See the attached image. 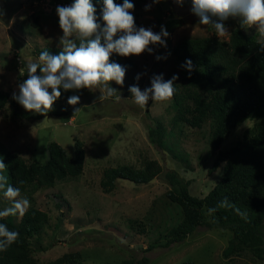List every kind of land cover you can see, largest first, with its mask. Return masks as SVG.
Masks as SVG:
<instances>
[{
	"label": "rangeland",
	"instance_id": "374dc122",
	"mask_svg": "<svg viewBox=\"0 0 264 264\" xmlns=\"http://www.w3.org/2000/svg\"><path fill=\"white\" fill-rule=\"evenodd\" d=\"M74 0H0L4 15L0 17V90L12 96L17 85L27 79V72L20 75L26 63L36 61L41 49L59 47L63 35L59 27L57 6H68ZM151 4L149 10L145 6ZM191 0L181 5L175 0L152 3L147 0L134 12L139 27L160 32L164 26L170 33L167 48L149 45L153 53L122 57L110 56L127 67L123 87L115 81L110 86L120 95L99 100L102 88L89 89L80 102L53 105L54 110L46 116L25 110V117L13 114L10 104L0 110V157L19 155L27 163L46 162L49 146L61 145L70 157L75 155V140H81L86 150V163L79 178L57 182L54 187H44L32 194L35 201L30 206L49 214V223L30 238L33 256L41 263L58 259L66 253L80 252L85 264H118L123 260L143 257L150 264H264L251 253L225 258L232 233L225 229L200 227L181 244L170 248L160 246L166 240V230L178 221L180 210L168 196L171 186L165 174L177 172L191 182V193L204 198L223 177L222 165L210 173L217 154L209 158V127L201 130L184 127L181 136H170L168 148L154 145L149 138V128L155 120L161 121L169 130L176 112L173 98L167 101H149L145 107L135 104L129 86L138 84L143 90L150 87V79L163 74L168 80L174 74L184 82L186 69L175 60L174 48L185 39L218 37L210 26L199 24V18L191 12ZM230 34L221 37L229 40L235 29H242L255 36L261 43L264 38L256 29L245 31L238 19L225 21ZM170 53V55H168ZM157 55L167 59L157 61ZM39 74V69L37 70ZM141 74L139 81L135 79ZM74 108L82 109L74 115ZM255 121L248 120L238 127L222 143L221 150L233 147L243 138ZM149 160H155L163 168L161 176L148 184H135L119 179L111 193L103 191L101 181L104 171L122 165L143 168ZM6 175V172H5ZM215 182V183H214ZM29 199V195L21 194ZM10 201L0 190V207H10ZM19 223V215L8 216ZM153 247V248H152ZM150 248H152L150 250Z\"/></svg>",
	"mask_w": 264,
	"mask_h": 264
},
{
	"label": "trees",
	"instance_id": "16d2710c",
	"mask_svg": "<svg viewBox=\"0 0 264 264\" xmlns=\"http://www.w3.org/2000/svg\"><path fill=\"white\" fill-rule=\"evenodd\" d=\"M146 1L130 0L135 6L134 11L130 10L132 14ZM115 2L122 4L123 0ZM92 3L99 18L103 2L92 0ZM134 18L139 27L138 17L134 15ZM97 22L103 26L102 19ZM260 44L255 36L238 28L227 41L214 36L185 39L174 48L175 60L184 63L186 59H191L195 70L190 77L185 72L184 82L175 84L176 91L172 98L176 112L171 120V128L167 130L161 121L155 120L149 128L150 141L167 150L169 137L183 135L184 127L201 130L208 126V156L212 158L217 154L209 172H215L222 165L224 167L222 179L204 198L194 196L190 191L191 182L177 172L165 174L171 186L168 196L180 212L179 221L166 230V240L160 243L164 248L184 243L200 227L225 229L232 233V239L223 252L225 258L249 252L264 262V52L260 51ZM43 50L57 55L62 48L49 46L40 52ZM88 92L87 88L61 89V97L54 104L66 102L72 95L84 97ZM7 104L12 106L16 116H26L20 111L19 103L0 90V110ZM248 120L255 123L245 131L243 138L230 149L221 150L222 143ZM1 157L8 166L6 175L9 183L19 187L21 194L29 195V201L34 202L32 194L41 188L79 178L85 169L86 150L81 140H75L74 157H70L57 143L49 146V158L44 163H27L19 155L6 154ZM162 173V166L155 160L147 161L143 168L128 165L110 167L104 171L101 186L104 192L111 193L119 179L141 185L150 183ZM225 197L235 208L218 209L208 215L207 209L215 207ZM49 220V214L34 205L30 206L19 223L10 217H0V223L19 233L17 242L7 251L0 252V264H85L80 252L66 253L47 263L35 259L30 238L41 232ZM150 263L149 257H143L140 260L126 259L118 264Z\"/></svg>",
	"mask_w": 264,
	"mask_h": 264
},
{
	"label": "clouds",
	"instance_id": "9594fccd",
	"mask_svg": "<svg viewBox=\"0 0 264 264\" xmlns=\"http://www.w3.org/2000/svg\"><path fill=\"white\" fill-rule=\"evenodd\" d=\"M102 2L99 18L95 14L96 8L92 0H74V3L68 6H57L58 23L63 32L59 37L62 50L57 55L43 50L36 61L27 62L26 67L20 69L21 76L27 72V79L17 85L18 91L12 93V99L25 110L46 116L49 111L54 110L53 105L61 97V89L68 91L102 88L99 96L101 102L116 96L119 92L111 87L109 82L115 81L123 87L127 67L114 61L110 62L113 53L130 57L139 56L144 52L152 54L153 48L149 45L167 48L166 38L170 33L164 26H161L158 33L150 27H137L130 11H134L135 6L130 0H123L122 4L116 3L115 0ZM160 2L161 0H152L154 4ZM175 2L182 5L185 0ZM191 3V12L199 18V24L210 26L219 38L230 34L225 24L229 18L238 19L245 31L254 27L256 34L264 38V0H191ZM150 7L151 4L146 5L145 11ZM3 15L4 10L0 8V17ZM98 19H102L103 26L97 22ZM260 51L264 52V43L260 44ZM155 59L159 61L167 59V56L157 55ZM181 68L187 70L189 77L195 70L191 59H186ZM140 78L141 74L135 77L137 81ZM178 79V74L168 80L164 79L163 74H154L150 79V87L141 90L138 84H133L129 86L128 91L135 104L143 108L150 100H170L176 91L174 82ZM117 98L122 99L121 94ZM79 102L78 95H72L67 100L72 106ZM81 110L74 108V115ZM7 168L0 157V190H3L4 197L11 204L0 211V217H23L30 208V201L21 195L19 187L9 183V178L5 175ZM20 183L23 184V181ZM232 208H235V205L225 197L215 207L208 208L207 214L212 215L218 209ZM236 211L239 212V209ZM18 238L17 231L10 230L6 224L0 223V252L7 251Z\"/></svg>",
	"mask_w": 264,
	"mask_h": 264
},
{
	"label": "water",
	"instance_id": "95a60500",
	"mask_svg": "<svg viewBox=\"0 0 264 264\" xmlns=\"http://www.w3.org/2000/svg\"><path fill=\"white\" fill-rule=\"evenodd\" d=\"M155 180H156V179H153V180H151V182H152V181H155Z\"/></svg>",
	"mask_w": 264,
	"mask_h": 264
}]
</instances>
